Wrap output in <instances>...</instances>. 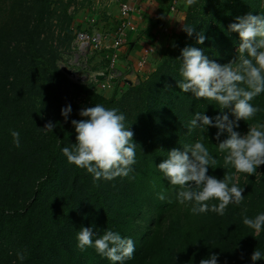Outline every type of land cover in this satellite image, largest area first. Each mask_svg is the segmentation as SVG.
<instances>
[{"label": "trees", "instance_id": "obj_1", "mask_svg": "<svg viewBox=\"0 0 264 264\" xmlns=\"http://www.w3.org/2000/svg\"><path fill=\"white\" fill-rule=\"evenodd\" d=\"M75 3L0 0V264H21L18 251L25 253L22 264H109L93 248L82 252L76 247L77 231L87 227L98 236L110 229L133 239L136 250L127 264H199L212 254H218V264H251L254 249L264 251V231L256 235L242 219L264 211V172L248 179L242 174L237 180L234 169L224 167V154L216 146L227 134L220 141L214 139L215 128L203 134L217 160L207 174L232 177L230 183L245 189L242 203L229 204L223 216L193 215L177 203L175 186L155 167L173 148L199 138L198 129L187 131L193 113L222 114L214 101L180 92L181 50L196 47L219 64L234 61L240 40L228 26L238 16L264 14V0H197L188 5L170 53L164 50L157 68L135 86L120 82L124 91L109 99L95 92L97 82L72 81L55 65L53 52H45L52 43L43 46L41 36L55 20L64 30L62 44L71 52L69 8ZM184 26L194 27L191 37ZM201 32L206 39L197 44L196 33ZM116 82L110 85L117 90ZM69 92L81 102L62 101ZM251 103L261 111L238 122L234 130L242 135L247 124L264 122V93ZM69 104L72 112L65 123L60 111ZM96 104L125 114L124 123L134 133L137 163L128 177L94 181L61 153L76 142L71 121L81 119L82 108ZM49 121L56 125L53 133L42 130ZM10 130L19 131L21 147L13 145ZM160 192L164 201L157 199Z\"/></svg>", "mask_w": 264, "mask_h": 264}, {"label": "clouds", "instance_id": "obj_2", "mask_svg": "<svg viewBox=\"0 0 264 264\" xmlns=\"http://www.w3.org/2000/svg\"><path fill=\"white\" fill-rule=\"evenodd\" d=\"M196 2L187 0L189 5ZM182 30L191 37L194 27L184 26ZM228 32L237 33L240 40L234 61L219 64L196 47L183 48L178 59L181 79L177 87L180 92L190 93L196 99L214 101L222 114L213 117L204 112L193 113L187 131L198 129L199 138L180 149L173 148L155 167L169 185L175 186L177 203L189 207L193 215L213 212L223 216L229 204L240 205L244 200V187L238 182L230 183L232 177L217 179L207 174L209 168L217 165L216 158L203 142L206 138L203 134L209 128L217 130L214 137L217 141L222 134H227V138L216 146L224 154L225 168L231 167L237 175L246 174L245 179H248L259 175L256 170L264 165V122L247 124V132L243 135L234 130L239 121H250L261 111L251 101L264 93V14L249 13L236 17L228 26ZM205 39L202 32L196 33L197 44H203ZM225 109H230V113H224ZM71 112L70 104L61 109L60 115L65 123ZM78 115L80 120L71 121L76 142L60 149L67 162L86 170L94 181L128 177L137 163L138 145L133 141V131L124 123L125 114L116 108L96 104L82 108ZM230 115L234 119H230ZM54 127L56 125L49 121L42 130L53 133ZM10 135L13 145L21 147L19 131L10 130ZM57 141L59 145L61 140ZM157 199L164 201V192L158 193ZM242 223L259 235L264 231V211L251 218L244 215ZM76 240L80 251L93 248L109 264H127L134 258L136 250L133 239L110 229L98 236L92 227L81 228ZM16 255L22 264L25 253L18 251ZM257 261H264V251L256 247L250 262L256 264ZM199 264H218V254L201 259Z\"/></svg>", "mask_w": 264, "mask_h": 264}, {"label": "crops", "instance_id": "obj_3", "mask_svg": "<svg viewBox=\"0 0 264 264\" xmlns=\"http://www.w3.org/2000/svg\"><path fill=\"white\" fill-rule=\"evenodd\" d=\"M97 1L101 10L104 8V11L92 16L94 25L91 26L87 21L82 29L89 32L94 30L108 32L112 38H116L119 5L121 3L130 5L134 12L131 14L129 23L134 31H126L121 36L122 45L116 51L119 59L114 73L120 77L123 76L124 79L128 78L127 80L133 84L145 79L157 68L168 38L180 27L187 0H114L112 7L107 6L109 0ZM172 3L177 7L175 14L170 12ZM80 23L83 22L79 21ZM109 52L106 49L95 52L99 53L101 62L95 65L96 69L92 70L95 71L94 73L107 71L109 62L106 57Z\"/></svg>", "mask_w": 264, "mask_h": 264}, {"label": "rangeland", "instance_id": "obj_4", "mask_svg": "<svg viewBox=\"0 0 264 264\" xmlns=\"http://www.w3.org/2000/svg\"><path fill=\"white\" fill-rule=\"evenodd\" d=\"M109 1L110 2H107V6L112 7L114 5L113 4L114 0H109ZM75 2H76L75 5H72L69 8V12L72 15L71 23L73 24V25L71 24V26L69 28V32L71 33L70 34L71 40L69 39L70 44H69L68 50L70 49L71 52L65 50V45L62 44V33L64 32V30L62 31V27H60V25L57 24L56 20L52 21V23H51L52 27L49 30V32L47 34H45V37L41 36V39L44 40L43 46H45V43H47V42L49 44L52 43L51 44L52 49H47L45 52L46 53L53 52L52 55L54 57H56L55 65L58 67L60 72H63V69L73 71L76 74L77 79L80 80V83H83V84H90L92 82H97L98 84H96V86L94 87L95 92L100 94L101 96L109 99L113 96L115 91H117L116 93H119V94L124 91L125 88L120 84V82H122L124 80L123 76L120 77V76L116 75L115 73H111L112 71L111 72H109V71L105 72L104 71L102 73H94L95 71H92V70L96 69L95 65L98 62H101L99 60V56H98L99 53H95L98 51L90 52L88 54H82V53H79V51L75 45L76 33L79 32L80 30L87 31L86 29H82V28H84L83 24L84 23L86 24L88 21V23L91 26L94 25V24H92V22H93L92 16L95 13H97V14L102 13L104 11V8L101 10V8L99 7L100 6L99 1H97V0H75ZM188 5L189 4L186 2L185 6H184L185 9L183 10L184 12L187 10ZM109 12H111V11H109ZM79 21H81L83 23L79 24ZM119 21H120V18H119ZM119 21H118V23H119ZM89 24H87V25H89ZM179 28L176 30V32H173V34L168 38V41L166 42L165 51L167 53H170V51L174 48L173 45H175V43H176L175 35H177ZM65 40L68 41V39L66 37H65ZM161 57H162V55H161ZM97 65H99V63ZM97 74H106L108 78L109 77L116 78L117 79L116 83H119V85H117V90L115 87H112L110 85V82L108 79H105L103 81H95L94 77ZM70 79L72 81L77 82L75 79H72V78H70ZM137 83H138V81L134 84L132 83V85L135 86ZM60 97L62 98V93L60 94ZM22 100H25V99H22ZM62 101L80 103L81 99L74 92H69L67 95L64 96ZM258 171L259 172H257V173L260 176L264 172V165H261L258 168ZM241 176L243 177L242 174H238V175L236 174V179L238 180ZM257 264H264V261H260Z\"/></svg>", "mask_w": 264, "mask_h": 264}, {"label": "built area", "instance_id": "obj_5", "mask_svg": "<svg viewBox=\"0 0 264 264\" xmlns=\"http://www.w3.org/2000/svg\"><path fill=\"white\" fill-rule=\"evenodd\" d=\"M134 12L132 7L127 3H121L119 5V18L120 21L116 27V38H112L108 32L100 30L83 31L80 30L75 36V45L79 53L88 54L90 52L101 51L102 49L109 50L108 59L109 65L107 71L114 73L116 64L118 62V53L116 52L122 45L121 36L126 31H134V28L129 23L131 14ZM172 14L177 13V7L174 3L170 7Z\"/></svg>", "mask_w": 264, "mask_h": 264}, {"label": "water", "instance_id": "obj_6", "mask_svg": "<svg viewBox=\"0 0 264 264\" xmlns=\"http://www.w3.org/2000/svg\"><path fill=\"white\" fill-rule=\"evenodd\" d=\"M63 72H64L68 77H70V78H72V79H75L77 82L80 83V80L77 79L76 74H75L73 71H71V70H67V69H63ZM105 79H108L110 83H115V82L117 81L116 78H112V77H109V78H108L106 74H97V75H95V77H94V80H95V81H103V80H105ZM123 81H124V83H126L127 85H132V83H131L129 80H127V79H124Z\"/></svg>", "mask_w": 264, "mask_h": 264}]
</instances>
